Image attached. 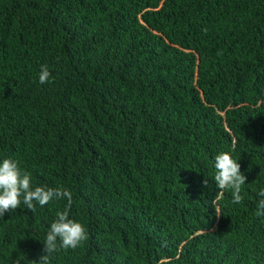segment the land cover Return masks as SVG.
Instances as JSON below:
<instances>
[{"label": "trees", "instance_id": "16d2710c", "mask_svg": "<svg viewBox=\"0 0 264 264\" xmlns=\"http://www.w3.org/2000/svg\"><path fill=\"white\" fill-rule=\"evenodd\" d=\"M225 151L246 183L217 215ZM9 157L72 203L21 197L0 264H34L65 210L87 239L50 264H264V0H0Z\"/></svg>", "mask_w": 264, "mask_h": 264}, {"label": "clouds", "instance_id": "9594fccd", "mask_svg": "<svg viewBox=\"0 0 264 264\" xmlns=\"http://www.w3.org/2000/svg\"><path fill=\"white\" fill-rule=\"evenodd\" d=\"M50 71L47 65H41L39 72V82L45 84L49 82ZM215 175L214 180L219 189L212 205L217 215L220 214L217 207V196H222L226 190H231L232 203H240L243 200L241 195L242 185L246 183V176L240 171V164L233 159L229 152H220L214 157ZM204 183L207 185L208 181ZM258 195L261 199L258 201L256 210L257 216H264V188L260 189ZM23 204L32 212L35 211L38 202L40 206L49 204L54 199L66 198L70 207L72 203V193L66 188H52L37 186L34 189L31 186V179L28 172L21 169L18 161L12 158H4L0 162V217L11 210L18 208ZM87 239L85 227L80 222L69 218L68 211H58L56 219L51 222L46 237L43 240V253L38 260H33L34 264H50V255L59 248H77L81 242ZM59 241V245H58ZM19 264V261H16Z\"/></svg>", "mask_w": 264, "mask_h": 264}]
</instances>
